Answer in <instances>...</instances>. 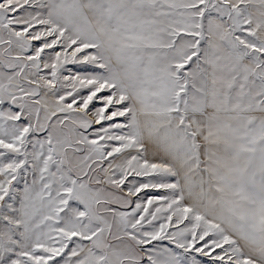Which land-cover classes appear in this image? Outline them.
<instances>
[{"label": "snow or ice", "instance_id": "snow-or-ice-1", "mask_svg": "<svg viewBox=\"0 0 264 264\" xmlns=\"http://www.w3.org/2000/svg\"><path fill=\"white\" fill-rule=\"evenodd\" d=\"M0 264H264V0H0Z\"/></svg>", "mask_w": 264, "mask_h": 264}]
</instances>
